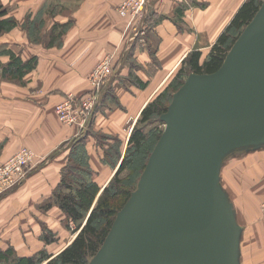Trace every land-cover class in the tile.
<instances>
[{
    "label": "crops",
    "instance_id": "obj_1",
    "mask_svg": "<svg viewBox=\"0 0 264 264\" xmlns=\"http://www.w3.org/2000/svg\"><path fill=\"white\" fill-rule=\"evenodd\" d=\"M245 1L148 0V14L132 28L118 11L122 0H0L17 22L0 33L2 60L9 61L11 52L23 60L37 59L22 79L24 84L5 86L0 79V163L23 146L37 154L36 165L21 184L0 196V252H9L0 264H14L21 257H42L38 264H46L68 246L70 217L56 198L65 169L76 161L89 167L88 178L100 187L99 197L129 144L131 131L126 134L122 125L125 117L141 114L191 51L200 50L202 61L207 59ZM27 21L46 24L44 35L58 39H33ZM141 22L143 33L138 35ZM106 57L114 65V77L103 93L104 106L82 134L79 126L58 118L55 106L69 92L93 90L90 73ZM83 136L82 147L77 142ZM254 152L250 153H258ZM229 162L223 166V181ZM258 182L263 200L264 179ZM231 196L244 227L241 262L264 264L260 205L254 217L247 214V224Z\"/></svg>",
    "mask_w": 264,
    "mask_h": 264
},
{
    "label": "water",
    "instance_id": "obj_2",
    "mask_svg": "<svg viewBox=\"0 0 264 264\" xmlns=\"http://www.w3.org/2000/svg\"><path fill=\"white\" fill-rule=\"evenodd\" d=\"M146 166L87 264H242L224 164L264 148V0L213 72L190 71Z\"/></svg>",
    "mask_w": 264,
    "mask_h": 264
},
{
    "label": "trees",
    "instance_id": "obj_3",
    "mask_svg": "<svg viewBox=\"0 0 264 264\" xmlns=\"http://www.w3.org/2000/svg\"><path fill=\"white\" fill-rule=\"evenodd\" d=\"M262 1L263 0H246L242 4L230 25L224 30L213 45L210 57L204 61H200L202 55L200 50L195 49L189 53L183 60L182 67L176 76L178 80L175 81V84H171L174 88L173 90L176 91L184 83V81H182V79L179 80V78L185 71V68H188L189 71H195L198 73L216 71L223 63L232 44L238 37L237 35V37L230 41V31L233 28H237L240 29L241 33L245 25L252 19L261 6ZM16 24V19L12 16H8L7 8L0 3V33L12 29ZM36 64V57L29 60H23L20 56L11 52L9 61L4 63L0 58V73L5 77L8 76L16 79H23L27 72L31 71ZM167 91L165 89L162 94L157 96L155 100H152L144 107L140 121L143 123L150 122L154 115H158L159 119L162 120L161 114L167 110L168 104H164L163 99L161 100V98L167 95ZM174 92L172 91L171 96H173ZM84 139V136L79 139L77 142L78 145L83 147ZM145 139L146 134L143 128H135L129 139V147L134 144L136 149H138ZM73 148L74 150H72V153H74L75 156L77 153L76 150L77 148L79 149V147L76 146ZM127 162L126 156V158H123L111 183L103 189L99 197L98 193L100 187L88 178L91 174L89 167H83L76 161V165L72 164L65 169L62 186H60L61 191H59L56 198L59 200L62 208L68 214L70 219L78 224L77 227L81 225V222L86 215L87 220L83 227L80 228V232L74 241L46 264H87L89 262L86 259L88 255L93 256L98 251L108 234L118 211L122 208L133 191L124 190L120 185L121 180L118 178ZM117 196L121 197L120 200L117 199ZM99 216H106L108 218L106 227L99 228L94 224L95 219ZM8 255L9 252H0V258H8ZM41 258L21 257L14 259L13 263L38 264Z\"/></svg>",
    "mask_w": 264,
    "mask_h": 264
},
{
    "label": "rangeland",
    "instance_id": "obj_4",
    "mask_svg": "<svg viewBox=\"0 0 264 264\" xmlns=\"http://www.w3.org/2000/svg\"><path fill=\"white\" fill-rule=\"evenodd\" d=\"M141 16H143V13L134 19H131L129 17H124V18H126L128 20V24L129 25L131 24L132 28L133 27L135 28L136 24L138 23L137 21H139ZM141 23H143V22H141ZM140 25L141 24H139V26L137 27V30H136L137 32L140 30L139 29ZM143 25H144V23H143ZM26 26L30 28V30H29L30 35H33V39H35L34 36H36L37 38L43 37V38H45L47 43H49L50 39H52L50 41L51 43H53L56 39H58L56 35H53L52 37L51 36L46 37L44 35V34H46V33H44L45 30L48 28V26L46 24L42 25L40 22L27 21ZM239 33H240V29L233 28L230 31V41H231V39L237 37V35H239ZM212 48L213 47H211L210 52L212 51ZM3 51H4L3 49H0L1 60H2L1 55H2ZM210 52L206 55L207 58L210 57ZM201 54H202V52H201ZM200 61H202V55H201ZM182 63L171 74L170 78L165 82V84L159 87V89L154 93V95L152 96V98L150 99L149 102H151L152 100H155L157 98V96L162 94L166 89V91L168 90L167 95L163 96L161 98V100L163 99L164 104H168V105L170 104V102L172 101V96H171L172 91L173 92L175 91V90H173L174 88L171 86V84L172 83L175 84L176 83L175 81L178 80L176 78V76L178 75V72H179L180 68L182 67ZM189 72H190L189 69L185 68V71L182 73L179 80L182 79V81H185L189 75ZM0 79L5 81V83L2 82V83H4L5 86H7L6 84H17V85L24 84V80L22 81V79L20 80V79L8 77V76L5 77V76H2L1 73H0ZM106 86H105V89L103 90V92L100 96L101 101L98 104L96 112L99 111V109H101L105 104V100L102 101V97L104 95L103 93L106 91ZM57 104H56V106H57ZM56 106H55V110H56ZM141 114H139L138 116H136L134 114H132V116L128 115L127 117H125V120L122 123V125L124 124V129L126 130V132H125L126 134L130 133L129 131H131V134H132L133 131L135 130V128H138V127H142L145 134H146V139L144 140V142L142 143L140 148L136 149V146L134 144H132L131 147H129L130 146L129 144L127 145V149H126V153H125L124 158H126V156H127L128 162L118 177L119 180H121L120 185L123 187L124 190H127V191H132L136 188L138 180H139V178H140V176H141V174H142V172L146 166L148 158H149L151 152L153 151L162 131L165 128V122L160 120L158 115H154L150 122L143 123L142 121H140ZM58 118L60 119L59 116H58ZM62 122H64V121H62ZM88 122H89V119H88ZM64 123H66V122H64ZM90 124H91V122H90ZM70 125H72V124H70ZM81 131H83L82 134L86 133V130H84V129H82ZM23 147H21V148H23ZM256 152H258V153H256ZM256 152H254L256 154H253V153H249V155L245 154L244 157H243V155L237 156V158H239V159H236V160H234L235 157L230 158L229 159L230 162L228 160L227 162H229V163L224 168V181L223 182H225L229 191H231V193L234 195L236 203L238 205V209L240 211V218L244 223H245V220L247 221V219H246L247 214L251 218L254 217V216H252V213H253V210L258 207L257 203H259V205H260V210H261V213L259 212L260 217L264 218V214H263L262 209H261L263 200L260 198L262 192L258 191V188H260L259 187L260 182H258V180L261 178L264 179V150L260 151V152L259 151H256ZM2 163L3 162H1L0 165ZM262 175H263V177H262ZM112 179H111V181H112ZM222 179H223V177H222ZM111 181L108 184H110ZM14 188L15 187L7 188L3 193H0V196H3L5 194H7L8 192H11ZM263 189H264V187H263ZM120 198L121 197L117 196L118 200H120ZM86 220H87V215L85 216L84 220L81 222V225L79 227H77L78 224L76 223V225H75V222L74 221L72 222V220L70 219V226L68 229L69 235H68V239H67L68 246L77 237V235L80 232V228L83 227V225L86 223ZM107 222H108V218L106 216H99L98 218L95 219L94 224L97 227L102 228V227L107 226ZM249 222L251 223V219H250V221H247V224ZM91 256L92 255H88V257L86 258L87 261L90 260Z\"/></svg>",
    "mask_w": 264,
    "mask_h": 264
},
{
    "label": "built area",
    "instance_id": "obj_5",
    "mask_svg": "<svg viewBox=\"0 0 264 264\" xmlns=\"http://www.w3.org/2000/svg\"><path fill=\"white\" fill-rule=\"evenodd\" d=\"M123 17L134 19L143 13L148 14V0H122L118 7ZM143 23L139 27L138 35L143 33ZM115 69L109 57L102 59L90 73L93 90L88 94L69 92L57 104L56 112L60 119L67 124H74L86 130L94 116L100 96L114 77ZM89 119V122H88ZM37 154L29 147H23L0 165V193L7 188L16 187L27 177L30 168L36 165ZM264 214V199L262 201Z\"/></svg>",
    "mask_w": 264,
    "mask_h": 264
}]
</instances>
